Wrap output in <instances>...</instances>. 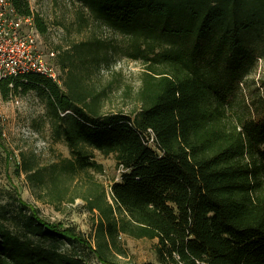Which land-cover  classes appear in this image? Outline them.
<instances>
[{
	"label": "trees",
	"instance_id": "16d2710c",
	"mask_svg": "<svg viewBox=\"0 0 264 264\" xmlns=\"http://www.w3.org/2000/svg\"><path fill=\"white\" fill-rule=\"evenodd\" d=\"M73 1L79 32L95 22L129 40L124 56L144 67L139 108L106 110V92L87 85L120 44L69 46L55 59L61 85L0 82L3 100L36 93L70 153L47 166L22 153L16 175L42 204L81 200L96 223L92 241L19 199V230L0 208V264H118L120 236L157 241L159 264H264V77L248 82L264 62V0ZM10 2L47 33L27 0ZM95 152L122 170L108 192Z\"/></svg>",
	"mask_w": 264,
	"mask_h": 264
},
{
	"label": "rangeland",
	"instance_id": "374dc122",
	"mask_svg": "<svg viewBox=\"0 0 264 264\" xmlns=\"http://www.w3.org/2000/svg\"><path fill=\"white\" fill-rule=\"evenodd\" d=\"M27 1L34 14L39 15L48 27L47 33L41 35V51L44 54L54 52L57 57L69 49V46L82 41L98 40L106 45L120 44L122 48L99 73L87 81V85L96 91L106 92L108 98L106 110L124 111L129 114L139 108L137 93L141 86L144 67L142 63L131 61L124 56V47L129 43L127 38L95 22H89V26L79 32L80 5L73 0ZM54 64L58 66L57 60H54ZM263 77L264 62L261 61L255 74L248 79L250 89L258 86L257 82ZM16 100L20 101L19 106L15 104ZM20 125L31 126L46 142V149L36 154L35 142L24 140L18 134L17 129ZM3 132L6 133V137H3ZM5 151L13 157L9 163L6 161ZM22 153H34L40 166L50 165L61 157H70L69 150L62 141L57 143L52 141L49 124L45 119L44 105L36 93L27 95L17 93L8 100H3L0 96V208L12 218V227L19 230L21 228L19 223L26 213L19 205L21 199L38 209L41 217L47 221L63 223L93 241L95 217L86 211L81 200L74 204L64 203L59 210L51 205L42 204L35 198L25 176L16 175L14 160L15 157L19 160ZM94 155L96 161L104 166V174L97 175L96 178L108 192L112 183L121 181L122 171L116 167L114 156L104 157L99 152H95ZM76 185L78 189L83 187L80 184ZM156 244L157 241L120 236L118 245L124 255L116 254L113 261L118 264H159L155 253ZM59 248L69 249L68 245Z\"/></svg>",
	"mask_w": 264,
	"mask_h": 264
},
{
	"label": "built area",
	"instance_id": "2783aa9c",
	"mask_svg": "<svg viewBox=\"0 0 264 264\" xmlns=\"http://www.w3.org/2000/svg\"><path fill=\"white\" fill-rule=\"evenodd\" d=\"M55 58L54 52L44 54L41 51V35L33 18L20 16L10 0H0V82L40 75L61 85ZM15 104L19 106L20 101L16 100ZM17 132L24 140L35 142L36 154L46 149V142L31 126L20 125ZM3 137H6L5 132Z\"/></svg>",
	"mask_w": 264,
	"mask_h": 264
}]
</instances>
